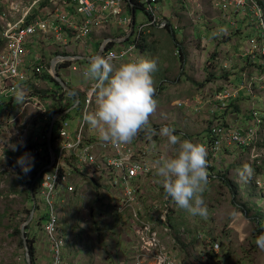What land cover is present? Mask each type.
<instances>
[{"label": "built area", "instance_id": "obj_1", "mask_svg": "<svg viewBox=\"0 0 264 264\" xmlns=\"http://www.w3.org/2000/svg\"><path fill=\"white\" fill-rule=\"evenodd\" d=\"M136 2L148 14L149 20L147 23L137 24L135 9L134 29L127 40H121L130 32L133 22L127 0H31L22 18L16 24L8 25L0 37L4 41L0 49V96L10 97V100H5L0 105V168H3L7 150L13 144L12 137H19L18 144L34 157L33 164L40 163L37 194L45 207L46 224L43 229L53 257L50 264H62L60 255L61 248L64 247V239L59 231L57 201L62 195L74 194L76 188L83 186L88 180H94L93 184H97L104 191V186H112V194L115 197L114 210L125 219L129 218L133 226L130 237L132 241L125 249V257L133 253L143 256L142 264H182L177 248L185 231L171 226L169 218L172 205L169 198L165 195L157 202L143 200L140 194V189L145 184L156 183L155 170L150 161V156L154 153L152 145L148 140L139 144L128 142L118 146L102 141L86 119L95 109L92 89L96 87L97 81L91 79L85 85H76L81 87L76 88L71 85L70 80L63 79L64 68L77 71L76 62L83 60L82 56L91 57L98 54L99 51L90 55L83 52V48L89 44V37L91 40L95 31L106 34L100 45L103 47L101 56L108 58L112 64H118L122 59L139 58L140 45L151 27L175 29L181 26L179 21L173 22L170 15L163 12L161 0ZM136 2L134 1V6ZM180 4L182 7V3ZM212 4L220 12L213 20L223 19L222 16L232 12L241 22L248 23L246 27L257 35L249 41V45L241 54L228 53L230 56L227 59L215 57L214 62L220 61V79L216 80L213 88H209L210 83L203 90L211 103L210 112L224 110L230 102L237 99H240L238 105L242 112L240 117L231 112L226 118L215 120L211 125L209 139L203 145L207 156H211L213 161L219 155L236 149L247 153L249 167L251 166L248 170L257 171L258 167L261 171H257L260 175L253 181V185L264 195V166L261 164L264 159V107L259 108L254 101L256 95L264 98V0H212ZM41 5L43 17L26 25L25 20L32 9ZM185 5H188L187 12L189 9L193 10L188 12V15H191L200 3L198 0H187ZM113 23L123 32L114 34L110 28ZM225 31L218 32L219 36L221 35L220 40L226 39L236 28L231 32ZM41 34L45 36L42 37ZM40 37L53 38L56 46H61L58 48L59 56L53 65L36 59L37 61L32 62L31 71L26 68L28 62L25 59L24 47L32 38ZM115 39L119 42H115ZM110 42H115L116 45L110 46ZM72 44H76L77 48L69 49ZM178 53L176 50L175 55ZM66 61H70V65L62 67ZM234 64L241 66L237 74L231 71ZM86 70H82V76H85ZM43 73L54 78L59 76L69 88L80 94L82 102L76 108V125L75 119L61 117L57 133L50 135L45 131L37 144H31L23 137H31L32 131L39 125L35 126L34 123L30 127L23 120L21 116L26 106L38 110L39 116L36 118L42 117L46 120L49 115L52 119L48 114L49 108L42 102L43 96L33 91L31 94L26 93L32 79L41 77ZM226 74L229 75L227 78ZM230 75H239L242 81L234 84ZM62 90L67 91L63 87ZM21 92L22 98H19L18 93ZM18 98L21 102L14 105L13 101ZM202 100L205 98L196 97V103ZM245 102L247 105H244ZM223 120L228 122L224 123ZM20 125L24 127L23 130L19 129ZM6 130H10V134L5 136L3 132ZM48 141L51 142L52 151L48 147ZM161 155L163 154L158 151V158ZM213 177L216 178L215 175ZM197 237L201 239L203 236ZM197 249V253L205 261L209 251L218 250V244H206ZM125 264L139 262L131 260Z\"/></svg>", "mask_w": 264, "mask_h": 264}, {"label": "rangeland", "instance_id": "obj_2", "mask_svg": "<svg viewBox=\"0 0 264 264\" xmlns=\"http://www.w3.org/2000/svg\"><path fill=\"white\" fill-rule=\"evenodd\" d=\"M198 1L200 5L196 6L198 9L194 6L196 11L191 14L192 16L189 15V21L186 19L181 21V26L174 29V34L178 37L181 36V41L176 39L168 29L151 27L158 36L154 32L151 34L152 29H150L144 35L143 43L145 45L139 51L141 58L145 59H153L155 52L158 53L157 67L152 73L153 86L156 93L159 82H162L163 90L154 96L156 107L148 117V124L139 130L136 136H141L140 143L143 139L148 141L153 139L151 144L160 142L159 153L163 155L173 154V146L167 143L165 137L158 134V129L163 125L171 124L175 134L178 135V140L188 139L201 144L207 142V133L210 128L208 117L211 106L206 104L205 100L196 103L195 98L201 96L204 87L210 84V82H206L209 72L213 73L215 77L209 88H213L216 84L215 80L220 79V61L214 62L215 57L227 59L230 56L228 53L241 54L249 45V41L257 35L255 31L246 27L248 23L241 22L240 18L234 16L232 12L222 16L223 19L213 20V17L218 16L220 12L212 4V0H209L211 5L205 0ZM173 2L174 0H166L165 5L168 10L174 8L169 5ZM30 4L31 0H0V37L8 25H14L22 18L26 7H29ZM188 12H193V10L189 9ZM241 17L244 18L243 15ZM136 18L137 24L147 23L149 20L148 14L140 7L137 8ZM184 25L186 27L183 30L181 27ZM110 28L114 34L123 32L119 31L121 28L119 29L115 23L111 24ZM235 28L241 30L242 33L232 36L230 39L220 40L219 31L231 32ZM157 42L159 43L156 50ZM179 42H183V48L187 55L182 74L181 61L175 55L176 49L179 48L177 46ZM204 42L206 46H204ZM29 48L36 49L34 44H29ZM99 49L100 43L89 38V44L83 48V52L89 55L97 53ZM42 53L45 54L44 49ZM159 57L165 59L162 61L165 63L163 67ZM208 59L213 61L214 67L210 65L206 73ZM88 63L87 60L77 61V71L64 68L63 79L70 80L74 87L80 84L85 85L92 79L81 75L82 70L87 69ZM113 66L116 65L113 64ZM239 67H241L240 64H234L231 71L237 74ZM161 68L164 73H159ZM239 75L231 76L234 84L242 81ZM44 84L50 89L57 87L56 83L50 80H45ZM5 100H10V97L0 96V105ZM254 101L259 108L264 107V98L261 95H256ZM244 105H247V102ZM68 119H75L74 125H76L78 115H76L75 109L70 113ZM146 127H154L155 131L147 134ZM23 128L22 125L19 126L20 130ZM36 130L38 131V129ZM57 131L58 126L55 125L54 132L57 133ZM7 151L8 160L6 159L3 168H0V264H27L24 245L20 244L26 239L22 241L21 236L16 234L15 230L16 228L21 229L34 206L33 199L29 198L28 183L30 181L29 173L35 170V166L33 165L29 172L23 173L15 163L16 158L12 159L15 152H12V148ZM23 153H16V157ZM227 155L228 158L220 165L216 163V170H211V168L207 170V183L199 194L207 206L206 216L192 215L172 202L174 224L182 226V229L185 230L184 237L180 239L182 243L177 248L182 264H209L199 257L197 240L218 243L219 250L214 252L213 258V262L217 264H264V248L257 244L258 235L255 230L257 222L254 219L260 217L261 225L264 226V195L253 185L258 172L261 171L258 167V172L254 169L245 170L244 166L249 167L250 164L247 153L240 149ZM244 157L246 159H240ZM215 162L216 159H214L213 165ZM210 163L208 161L209 165ZM261 164L264 166V159ZM214 175L216 178L213 177ZM219 175L225 176L231 185H225ZM158 179L156 185L161 184V178L158 177ZM93 183L95 181L88 180L83 186H78L74 194L62 195L57 201L59 230L64 239V247L61 248L60 255L62 264H125L131 260L142 264V255L129 253L125 257V249L132 241L130 237H132L133 226H131L129 218L126 220L123 215L114 210L115 197L112 194V186L110 184L104 186V191ZM231 191H234V196ZM160 198L155 199L158 202ZM36 200L38 208L35 209L32 220L34 224L31 229L33 231L35 229L38 234L41 233L42 245L46 246L47 244L49 248L48 241L44 236V221L41 219L45 215V207L38 194ZM198 233H202L204 236L201 239L197 238ZM29 237L30 240L35 241V236L30 234ZM35 248L36 264H41L37 263V259L39 260L45 254L37 256ZM49 254H51L50 257ZM47 256L48 263H51L53 257L49 249H47ZM148 264L151 263L148 262Z\"/></svg>", "mask_w": 264, "mask_h": 264}, {"label": "clouds", "instance_id": "obj_3", "mask_svg": "<svg viewBox=\"0 0 264 264\" xmlns=\"http://www.w3.org/2000/svg\"><path fill=\"white\" fill-rule=\"evenodd\" d=\"M156 67L154 59L128 60L114 67L108 58L101 55H94L90 58L84 75L96 80L97 85L92 89L95 109L86 119L97 129L102 141L114 146L128 143L139 130L148 124V117L156 107L152 77ZM226 76L229 75L226 74L225 78ZM18 97L22 98V92L18 93ZM147 130L149 133L155 131L150 128ZM158 134L165 137L167 143L173 146V154L159 156L153 161V167L156 175L161 178L164 191L162 198L166 195L172 205L169 218L171 226L180 229L182 226L174 224L172 202L192 215L201 217L207 215V206L202 196L199 195L207 183V151L201 143L188 139L178 140V135L170 125L161 126ZM12 147L15 150V146ZM33 161L34 157L25 152L16 158L15 163L23 173H27L33 166ZM244 167L247 170V165ZM198 235L204 236L202 233ZM197 241L199 246L218 244L209 240ZM181 243L179 240L178 245ZM257 244L264 248V234L257 237ZM214 252L217 251H209V254L213 256L207 255L205 261L209 264H215L213 262ZM198 255L201 258L199 253Z\"/></svg>", "mask_w": 264, "mask_h": 264}, {"label": "crops", "instance_id": "obj_4", "mask_svg": "<svg viewBox=\"0 0 264 264\" xmlns=\"http://www.w3.org/2000/svg\"><path fill=\"white\" fill-rule=\"evenodd\" d=\"M207 2H209V0H205ZM164 2V3H163ZM161 6H162V9H163V12L167 15H170V18L173 22H176V21H179V23H181V21L183 22L185 19L189 21V15H188V12L186 11V9L182 8L181 7V4L180 3H177L176 0H174L173 3H169V5H172L174 8L168 10V8H166V0H161ZM210 3V2H209ZM211 5V3H210ZM210 10V8H208ZM186 27L185 25L182 26L181 28L184 30ZM152 29V28H151ZM153 29H152V32L151 34L153 33ZM156 36L157 33L154 32ZM99 34V35H98ZM106 36V34L104 32H100V31H95L93 34H92V38L91 40H95L96 42L100 43L103 42V38ZM176 39H178L180 41V37L178 36H175ZM52 40V41H51ZM158 43L155 44L156 45V50H157V47H158ZM29 44L30 45H33L36 47V49H31L29 48ZM154 44V43H153ZM151 46V44H150ZM150 46L148 45V48H150ZM204 46H206V43L204 42ZM214 47V46H213ZM24 52H25V59L26 61L28 62V69H30L32 71L33 69V63L32 62H35L37 61L36 59H40L42 61H45L47 63H50L53 65V62L54 60L59 56V49L58 48H61L60 45H57L55 44V40L54 39H44V38H32L31 39V42L27 43L26 46L24 47ZM73 48H77L76 44H72L69 46V49H73ZM142 48V47H141ZM140 48V49H141ZM44 49V53H42V50ZM142 50V49H141ZM215 50V48H214ZM140 51V50H139ZM163 53V52H162ZM92 54V53H91ZM87 55V54H86ZM90 55V54H89ZM32 56V57H31ZM138 56H139V59L141 58V54L138 53ZM158 53L155 52L154 56H153V59L156 61V63L158 62ZM126 59H122L119 63L121 62H124ZM128 60V59H127ZM159 60H160V63H162V67L163 65L165 64L164 62H162L163 60L165 59H162L161 57H159ZM118 64H115L116 66ZM163 72L162 68L159 69V73ZM158 73V74H159ZM164 73V72H163ZM160 76V74H159ZM44 79L41 77H37L35 79H32V81L30 82V84L27 86L26 88V93H30L33 91V93L35 94H38L42 97V102L48 107H52L53 104L52 102L49 100L48 98V95H45L44 93H50V88L49 87H46L45 84H44ZM160 83V82H159ZM62 87V86H61ZM45 90V91H44ZM202 95L201 96H197L198 98H205V102L206 104H209L211 105V103L208 101V97L206 96V94L204 92L201 93ZM47 98H46V97ZM45 97V98H44ZM196 100V98H195ZM14 105L15 104H18L19 102H21V100L19 99H15L14 101ZM72 107V106H71ZM70 107V108H71ZM70 108H68L66 111H68ZM74 111L71 110L70 112H66L67 116H64V117H69L70 113ZM38 110L34 109L32 106H26V110L25 112L23 113V115L21 117H23V120L29 124L30 126H32L34 123H35V126H37L32 132L31 134V137H23V138H27L31 144H37V142L40 140V137L41 135H43L42 133L45 132V127L47 125V123L50 122V125H51V121L52 119H50L49 115L46 116V120H44L42 117H39V118H36L37 116H39V114L37 113ZM65 112V111H64ZM64 112H61V113H64ZM75 112H76V108H75ZM60 112L58 113H53L54 115L56 114H59ZM53 115V117H54ZM55 125H59V124H56ZM34 127V126H33ZM38 129V131L36 130ZM50 133V126L48 128V131L46 133ZM95 132H97V129L95 128ZM53 133L55 134V132L53 131ZM10 134V130H6L3 132V135H9ZM137 134V133H136ZM51 135V134H50ZM53 135V134H52ZM207 135H209V133H207ZM148 137H151V136H148ZM209 137V136H208ZM207 137V138H208ZM18 138L19 137H12L13 139V144L12 146H15V150H13V147L11 146L12 148V152H15V155H13L12 159H15L17 158L16 157V153L18 152H26L23 148V146L19 145L18 144ZM139 138V139H138ZM190 139V137H188ZM26 139V140H27ZM141 136H134L130 142L134 143V144H139L140 143V140H141ZM153 140V139H152ZM152 140L149 141V144L152 143ZM144 141H147L146 139H144L143 141H141V143H143ZM152 145V148L154 150V153H152V155L150 156V161L153 163L154 160L158 159V151H160V142H157V144H151ZM156 147H158V149H156ZM10 148V149H11ZM234 152V151H233ZM233 152H227L225 154H223L222 156H219L217 159H216V162H215V165H213V160L211 159V156H207L206 159H207V169L209 170V168H211V170H216V163H218L220 165L221 162H224L227 158H228V153H233ZM10 154H12L10 152ZM8 156H6V159L8 160L7 158ZM240 159H246V157L244 158H240ZM208 161H210V165L208 164ZM35 167H38L40 166V163H36V164H33ZM221 166H220V170H221ZM250 167H247V170L249 169ZM156 174V173H155ZM156 179V182L159 181L158 179V176L156 175L155 177ZM162 192L163 191V188H162V183L159 184V185H156L155 183L154 184H145L143 188L140 189V194H141V197L143 198V200H153V201H157V199L155 198H160L161 195H162ZM174 213V211H173ZM30 216V215H29ZM28 216V217H29ZM29 234L30 233H33L32 235L35 236V241H34V248H35V251H36V254L38 256L39 254V257L43 254H45V256L41 257L39 260L37 259V263H44V264H48V256H47V249L48 248V245L46 244L45 245H42L43 243H41V233H37L34 229H30L28 230ZM22 236V235H21ZM38 257V258H39ZM49 257H50V254H49ZM36 263V261H35Z\"/></svg>", "mask_w": 264, "mask_h": 264}, {"label": "trees", "instance_id": "obj_5", "mask_svg": "<svg viewBox=\"0 0 264 264\" xmlns=\"http://www.w3.org/2000/svg\"><path fill=\"white\" fill-rule=\"evenodd\" d=\"M133 1H135L136 2V0H133ZM187 0H176V2L177 3H182V8H184V9H187V7H188V5H185V2H186ZM193 1V0H192ZM42 6L43 5H41L39 8H34V9H32V11L30 12V14L28 15V17L26 18V20H25V24L26 25H28V24H32V23H34L36 20H38V19H41L43 16H42V13H41V9L40 8H42ZM127 7L130 9V5H129V3L127 4ZM138 7H141V6H139L138 4H137V2L135 3V9L137 10V8ZM219 19V18H218ZM204 22H206V21H204ZM203 22V23H204ZM243 22H245V21H243ZM168 29V31L169 32H171V33H173L174 34V29L173 28H171V27H168L167 28ZM241 32V30H236V31H233L232 33H230L229 35H228V37L226 38V39H230L232 36H235V35H238L239 33ZM42 35V34H41ZM45 35H42V37H44ZM174 36H176L175 34H174ZM42 37H40V38H42ZM51 39H53V38H51ZM144 39H145V37H144ZM181 41V40H180ZM3 43H4V41H3V39L2 38H0V49L3 47ZM114 42H110V46H114V44L116 45V43H114ZM140 45V44H139ZM145 45V43H143V44H141L140 45V47H143ZM179 48H177L176 50H178L179 51V53L177 54V58L179 59V61H181V67H182V70H181V74L184 72V63H185V61L187 60V55H186V51H185V49L183 48V42H179L178 43V45H177ZM84 60V59H83ZM80 61H82V60H80ZM87 61H89V60H87ZM70 61H66V62H64L63 63V65H62V67L64 66V67H67V66H69L70 65ZM207 66H206V73L208 72V68H209V66L210 65H212V62H210V60L208 59L207 60V64H206ZM209 74V77L208 78H206V82H210V83H212L211 81L215 78L214 77V74L213 73H208ZM42 76V78L44 79V80H50V81H53V82H55L56 83V85H57V87L56 88H54V89H50V93H44L45 95H48V98H49V100L52 102V104H53V106L52 107H50L49 108V110H48V114H50V116H52V118H53V113H58L59 111L60 112H64V111H66L67 109H68V107L70 108L72 105H74L75 104V102L77 101V97H76V95H75V93L74 92H68V91H63L62 90V87L59 85V83L55 80V78L54 77H52L51 75H48L47 73H43V75H41ZM231 76L232 75H230V78H231ZM47 77V78H46ZM48 77H50V78H48ZM226 78H227V76H226ZM52 79V80H51ZM206 85V84H205ZM162 87H163V85H162V82H160L159 83V85H158V88H157V92L156 93H154V96H156V94L157 93H160L163 89H162ZM213 91V90H212ZM59 97V98H58ZM74 98H76L75 100H74ZM67 99V100H66ZM70 102H69V101ZM240 102V99H237V100H233V102H230L228 105H227V107L224 109V110H221L220 111V109H217V110H215V112L214 113H209V117H208V122H210V128H209V131H208V133H209V135L208 136H210V129H211V125L213 124V122L215 121V120H220V118H226L231 112H235V115L234 116H237V115H241L240 113L242 112L241 111V108H240V105H238V103ZM211 106V105H210ZM77 108L79 107V106H76ZM66 109V110H65ZM64 118H68V117H62L61 119H64ZM212 120V121H211ZM231 122H234V121H232V120H230ZM60 122V119L58 120H56V124H58ZM222 122H224V123H226V122H228V120H223ZM49 126H50V122L49 123H47V125H46V127H45V131H48V128H49ZM38 128V127H37ZM145 128V127H144ZM147 129H153V130H155V128L154 127H146ZM151 133H153V132H151ZM151 133H149L148 131H147V134H151ZM39 167H35V170H33V171H31V173H29L30 175V181H29V190H28V193H29V198H33L34 197V201H37L36 200V195H37V193H38V191H37V185H38V182H36V184H35V186L33 187V188H31V184H32V181L35 179V177L38 175V173H39V169H38ZM31 170V169H30ZM208 176V175H207ZM219 177H220V179L223 181V183L225 184V185H227V186H230L231 184L229 183V181L225 178V176H220L219 175ZM93 182H94V180H93ZM232 193H233V196H234V191H231ZM33 196V197H32ZM35 208L37 209L38 208V204H37V202H36V205H35ZM245 215H246V213H245ZM41 219H45V215L44 216H42V218ZM255 220H256V222H257V225H256V228L257 229H255L256 230V232H257V235L258 236H260V235H262V234H264V226H262L261 225V218L259 217V218H257V217H255L254 218ZM34 224V221H31V223L29 224V225H27L26 226V228H25V241H26V243H27V247H28V252H29V259H30V264H36L35 263V261H36V258H35V256H34V247H33V243H34V241H32V240H30V237H29V235L30 234H33V233H30L29 234V232H28V230H30L31 228H32V225ZM45 224H46V221H44L43 222V227L45 226ZM15 233L16 234H18V235H20L21 236V229L20 228H16V230H15ZM21 239H22V241H23V238H22V236H21ZM21 241V242H22ZM20 244H22L23 245V243H20ZM211 255V253L209 254V256ZM211 256H213V255H211ZM48 264H50V263H48Z\"/></svg>", "mask_w": 264, "mask_h": 264}, {"label": "water", "instance_id": "obj_6", "mask_svg": "<svg viewBox=\"0 0 264 264\" xmlns=\"http://www.w3.org/2000/svg\"><path fill=\"white\" fill-rule=\"evenodd\" d=\"M128 1V3H129V5H130V10H131V14H132V17H133V22L131 23V30H130V32L128 33V34H126L125 36H124V38H122L121 40H127L128 39V37L131 35V33H132V30L134 29V17H135V6H134V1L133 0H127ZM120 40V41H121ZM115 42H119V40L118 39H115ZM102 52H103V47H100V49H99V52H98V54L97 55H101L102 54ZM82 58H84V59H90L91 57L90 56H82ZM55 80L59 83V85L60 86H62L65 90H67V91H74L75 92V94H76V96H77V101H79V93L77 92V91H75V90H73L72 88H69L63 81H62V79L59 77V76H55ZM76 105L77 104H75L74 106H72L68 111H65L64 113H59V114H56V115H54V117H53V119H52V121H51V125H50V134L52 135L53 134V131H54V126H55V123H56V120L57 119H59V118H61V117H64V116H66V114L68 113V112H70L71 110H73V109H75L76 108ZM67 112V113H66ZM48 147H49V149L52 151V148H51V142L50 141H48ZM52 154H53V152H52ZM39 177H40V173L35 177V179L32 181V184H31V188H33L34 186H35V184H36V182L38 181V179H39ZM33 197V196H32ZM32 199H34V197L32 198ZM34 201V200H33ZM34 213H35V201H34V206H33V208H32V211H31V213H30V216L28 217V219L25 221V223L22 225V227H21V235H22V238L25 240V228H26V226L33 220V218H34ZM23 245H24V249H25V258H26V262H27V264H30V259H29V252H28V247H27V243H26V241H23Z\"/></svg>", "mask_w": 264, "mask_h": 264}, {"label": "bare ground", "instance_id": "obj_7", "mask_svg": "<svg viewBox=\"0 0 264 264\" xmlns=\"http://www.w3.org/2000/svg\"><path fill=\"white\" fill-rule=\"evenodd\" d=\"M163 3H164V2H163ZM136 19H137V18H136ZM198 29H199V27H198ZM98 35H99V34H98ZM89 38H90V37H89ZM51 41H52V40H51ZM111 43H112V42H111ZM114 43H115V42H114ZM114 43H113V44H114ZM100 45H101V44H100ZM114 45H115V44H114ZM209 55H210V54H209ZM93 56H94V55H93ZM93 56H91V57H93ZM203 59H204V58H203ZM84 60H90V59H84ZM84 60H82V61H84ZM209 60H210V59H209ZM79 61H80V60H79ZM204 61H205V60H204ZM210 62H213V61L210 60ZM212 66H213V65H212ZM213 67H214V66H213ZM46 78H47V77H46ZM48 78H50V77H48ZM51 80H52V79H51ZM53 81H54V80H53ZM44 91H45V90H44ZM68 92H69V91H68ZM70 92H71V91H70ZM72 92H74V91H72ZM74 93H75V92H74ZM75 95H76V94H75ZM79 95H80V94H79ZM45 97H46V96H45ZM45 97H44V98H45ZM76 97H77V96H76ZM79 97H80V96H79ZM46 98H47V97H46ZM58 98H59V97H58ZM75 99H76V98H74V100H75ZM66 100H67V99H66ZM68 101H69V100H68ZM69 102H70V101H69ZM81 102H82V101H80V98H79V101H76V102H75V104H77L76 106L81 105ZM75 104H74V105H75ZM74 105H72V106H74ZM68 108H69V107H68ZM76 108H77V107H76ZM65 110H66V109H65ZM59 112H60V111H59ZM60 113H61V112H60ZM66 116H67V115H66ZM211 121H212V120H211ZM170 125H171V124H170ZM254 170H255V169H254ZM255 171H256V170H255ZM28 175H29V174H28ZM258 175H259V173H258ZM257 177H258V176H257ZM255 179H256V178H255ZM255 179H254V180H255ZM28 184H29V183H28ZM43 221H46V219H43ZM30 223H31V222H30ZM30 223H29V224H30ZM29 224H28V225H29ZM44 232H45V231H44ZM44 235H45V233H44Z\"/></svg>", "mask_w": 264, "mask_h": 264}]
</instances>
